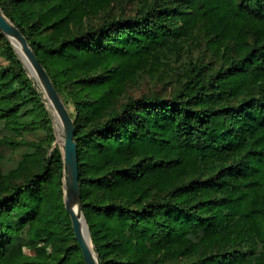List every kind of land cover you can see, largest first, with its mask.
Wrapping results in <instances>:
<instances>
[{"label": "trees", "instance_id": "trees-1", "mask_svg": "<svg viewBox=\"0 0 264 264\" xmlns=\"http://www.w3.org/2000/svg\"><path fill=\"white\" fill-rule=\"evenodd\" d=\"M74 125L82 212L98 264H264V0H0ZM181 64L167 96L128 82ZM0 31V145L22 148L0 173V264H84L66 242L47 258H7L34 220L38 186L62 196L58 147L29 142L51 118ZM66 180V178H65Z\"/></svg>", "mask_w": 264, "mask_h": 264}, {"label": "rangeland", "instance_id": "rangeland-1", "mask_svg": "<svg viewBox=\"0 0 264 264\" xmlns=\"http://www.w3.org/2000/svg\"><path fill=\"white\" fill-rule=\"evenodd\" d=\"M180 67L181 64L179 62L172 60L169 65H163L160 69L154 70L152 68L151 71L141 73L128 82L126 96L139 97L141 95L153 94L167 96L175 87V79L178 76ZM27 73L32 79L35 88L42 94V102L51 118L54 139L49 147L47 145L48 139L44 131L29 132L24 136L29 142L40 141L44 147H48V150L58 147L61 151L63 148L62 127L58 123L53 108L46 99L41 85L28 70ZM0 136H2L1 132ZM12 137L6 138L5 142L0 145V173L2 174H8L17 167V162L23 152L22 148H17L18 146L10 143L11 140L17 141V138ZM62 182L64 184L65 177H62ZM63 184L61 198L57 195L56 188L52 182H42L38 186L37 195L33 200V204L37 207L34 220L26 221L20 226L18 213L13 212L9 217L5 218L6 224L16 229L11 234L12 244L6 254L7 258H13L19 254L47 258L49 255L56 254L60 250L62 244L66 242L63 222L66 223L68 221L66 217L62 216L59 205L60 199L63 202L66 196V190L63 188ZM76 258L77 254L70 252L67 260L63 264H73Z\"/></svg>", "mask_w": 264, "mask_h": 264}, {"label": "water", "instance_id": "water-1", "mask_svg": "<svg viewBox=\"0 0 264 264\" xmlns=\"http://www.w3.org/2000/svg\"><path fill=\"white\" fill-rule=\"evenodd\" d=\"M0 31L8 39L19 56L24 67L29 73L36 78L41 85L46 99L53 108L58 123L62 127L63 137L61 150L63 165L65 168V182L63 188L66 190L63 204L66 212L71 218V228L74 237L80 247L84 264H98L97 255L95 254L90 232L84 218L79 198V184L77 178V158L76 144L74 140L75 129L70 115L61 100L59 94L51 84L43 67L37 61L26 37L13 23L3 14L0 9ZM20 50L21 54L18 52ZM82 222L85 229H82Z\"/></svg>", "mask_w": 264, "mask_h": 264}, {"label": "bare ground", "instance_id": "bare-ground-1", "mask_svg": "<svg viewBox=\"0 0 264 264\" xmlns=\"http://www.w3.org/2000/svg\"><path fill=\"white\" fill-rule=\"evenodd\" d=\"M18 50V52L21 54V52H20V50L19 49H17ZM63 149V148H62ZM82 229L84 230L85 229V225H84V223L82 222Z\"/></svg>", "mask_w": 264, "mask_h": 264}]
</instances>
